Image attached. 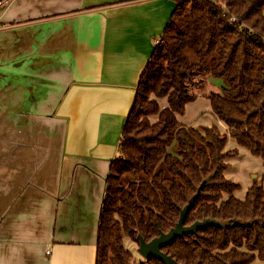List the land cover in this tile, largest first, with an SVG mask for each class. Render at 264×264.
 Returning a JSON list of instances; mask_svg holds the SVG:
<instances>
[{
    "label": "crops",
    "instance_id": "crops-1",
    "mask_svg": "<svg viewBox=\"0 0 264 264\" xmlns=\"http://www.w3.org/2000/svg\"><path fill=\"white\" fill-rule=\"evenodd\" d=\"M176 7L15 0L0 12V264H96L110 168ZM202 96L182 124L211 127Z\"/></svg>",
    "mask_w": 264,
    "mask_h": 264
},
{
    "label": "trees",
    "instance_id": "trees-1",
    "mask_svg": "<svg viewBox=\"0 0 264 264\" xmlns=\"http://www.w3.org/2000/svg\"><path fill=\"white\" fill-rule=\"evenodd\" d=\"M225 81L208 100L217 126L179 121L205 77ZM228 137L264 168V0H177V7L139 80L112 163L101 210L96 264H134L126 248L168 233L190 207L185 225L208 227L162 251L179 264L264 261V185L244 199L226 178ZM146 260V259H145ZM146 264H163L151 258Z\"/></svg>",
    "mask_w": 264,
    "mask_h": 264
},
{
    "label": "rangeland",
    "instance_id": "rangeland-1",
    "mask_svg": "<svg viewBox=\"0 0 264 264\" xmlns=\"http://www.w3.org/2000/svg\"><path fill=\"white\" fill-rule=\"evenodd\" d=\"M203 79L204 87L198 91H195V93L199 95V97L203 95V99H201L202 101H206V99H208V95L211 92L224 93V80L207 76ZM203 107H205L203 108L204 117L201 119V123L199 125L217 126L220 131H223V133H227L226 128H224L223 125H220V122L212 115H210L208 108H206V104ZM190 121H194V118L191 115ZM228 148L236 149L238 151V156L232 158L229 161V167L226 175L230 181H233L240 185V189L236 192V197L244 199L246 192L253 184V181H257L259 185H264L263 163L260 158L252 156L247 150L239 147L236 144L235 140L230 137H228ZM125 246L133 252L135 257L134 264H146V260L140 255L138 251L139 248L136 244L131 242L129 239H126Z\"/></svg>",
    "mask_w": 264,
    "mask_h": 264
},
{
    "label": "water",
    "instance_id": "water-1",
    "mask_svg": "<svg viewBox=\"0 0 264 264\" xmlns=\"http://www.w3.org/2000/svg\"><path fill=\"white\" fill-rule=\"evenodd\" d=\"M255 177V176H254ZM190 207L187 206L180 215L179 222L168 233H161L159 237L153 239L151 242H146L143 237L138 236L139 253L148 260L154 258L163 264H179L172 256L167 255L162 251L163 248L173 244L177 239L186 235H196L199 231L205 230L208 227H224L223 224L211 219L201 222H195L191 226H186L185 221L189 213Z\"/></svg>",
    "mask_w": 264,
    "mask_h": 264
},
{
    "label": "built area",
    "instance_id": "built-area-1",
    "mask_svg": "<svg viewBox=\"0 0 264 264\" xmlns=\"http://www.w3.org/2000/svg\"><path fill=\"white\" fill-rule=\"evenodd\" d=\"M15 0H0V12L8 8ZM3 28V23L0 20V30Z\"/></svg>",
    "mask_w": 264,
    "mask_h": 264
}]
</instances>
